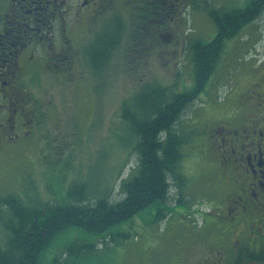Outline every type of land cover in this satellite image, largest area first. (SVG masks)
<instances>
[{
    "label": "rangeland",
    "instance_id": "1",
    "mask_svg": "<svg viewBox=\"0 0 264 264\" xmlns=\"http://www.w3.org/2000/svg\"><path fill=\"white\" fill-rule=\"evenodd\" d=\"M248 1L194 0L187 9V25H182L185 31L182 26L179 29L184 43L170 47L169 54L159 44L153 48L152 60L149 56L140 61L142 51L138 45H132L126 32L116 60L104 65L101 76L92 74L85 86L69 83L63 87L50 83L43 96L49 106L50 125L38 143L31 142L24 152H10L2 160L0 193L27 191L29 198L37 194L42 202L56 204L72 185L84 184L89 203L100 197L113 201L123 198L120 184L137 164V154L122 118L124 103L135 109L136 96L147 83L177 86L179 91L192 86L193 63L186 39L196 36L212 39L216 29L209 17L210 11L232 9ZM133 35L131 30L128 36ZM256 53L260 55L259 60L255 58ZM257 61L264 62V14L235 44L230 43L205 92L175 126V131H181L187 141L179 167L181 182L175 178L170 180L168 203L171 206L150 207L123 222L113 232L127 233L126 241L99 245L78 264H208L213 229L209 228L208 217L203 215L208 211L207 205H213L216 195L212 191L208 160L211 148L204 143L206 127L225 110L222 103L227 94L238 93L248 84L256 72L250 68L251 63ZM230 103L231 100L227 105ZM53 165L63 172L64 188L60 196L53 192L58 175L52 173ZM180 199L183 204L173 208ZM159 210L165 213L160 220ZM85 240L95 241L97 237L76 227L65 231L41 264H73L74 257L68 258L65 246Z\"/></svg>",
    "mask_w": 264,
    "mask_h": 264
},
{
    "label": "flooded vegetation",
    "instance_id": "2",
    "mask_svg": "<svg viewBox=\"0 0 264 264\" xmlns=\"http://www.w3.org/2000/svg\"><path fill=\"white\" fill-rule=\"evenodd\" d=\"M193 1L0 0V162L39 142L49 125L50 83L85 86L101 76L91 64L95 37L120 33L114 61L126 32L166 40L163 31L179 30ZM253 65L248 84L206 127L216 195L207 214L208 264H264V62Z\"/></svg>",
    "mask_w": 264,
    "mask_h": 264
},
{
    "label": "trees",
    "instance_id": "3",
    "mask_svg": "<svg viewBox=\"0 0 264 264\" xmlns=\"http://www.w3.org/2000/svg\"><path fill=\"white\" fill-rule=\"evenodd\" d=\"M213 9L208 14L216 29L212 39L196 36L188 37L185 41L193 63L192 86L179 91L177 86L147 83L136 96L135 109L124 103L122 118L127 126L128 139L137 154V164L130 176L120 184L123 198L113 201L109 197H100L89 203L90 197L84 184L72 185L66 196L56 204L52 201L42 202L37 194L29 198L27 191L0 193V264H41L56 239L74 227L97 237L95 241L71 242L65 246L68 258L74 257L73 264H78L99 245L106 246L108 242L116 245L126 241L127 233L113 232L123 222L150 207L171 206L168 203L170 180L175 178L181 182L179 167L184 156L182 149L187 141L181 131H175V126L198 96L205 92L230 43L235 44L244 36L245 30L263 16L264 0H249L232 9ZM185 28L182 26L183 32ZM132 31L135 35L128 39L141 49V54H137L140 61L149 56V60H152L153 48L159 44L165 46L169 54L172 51L170 47L184 43L179 30H174L175 37L172 30L163 31L166 40ZM120 40L119 32L109 30L93 39L91 64L94 69L103 71L104 65L110 63L112 49L118 48ZM173 52L176 55L175 48ZM104 53L105 60L102 57ZM46 130L47 124L42 136ZM52 167L55 168L52 173L58 174L54 183L51 178L55 186L53 192L60 196L64 188L63 172L54 165ZM178 201L173 208L183 204L181 199ZM164 215L161 210L157 212L159 220Z\"/></svg>",
    "mask_w": 264,
    "mask_h": 264
}]
</instances>
